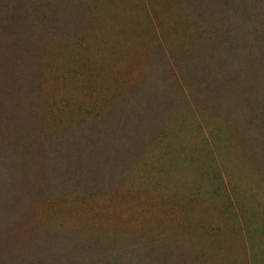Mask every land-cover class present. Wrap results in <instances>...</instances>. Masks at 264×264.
<instances>
[{
	"label": "rangeland",
	"instance_id": "374dc122",
	"mask_svg": "<svg viewBox=\"0 0 264 264\" xmlns=\"http://www.w3.org/2000/svg\"><path fill=\"white\" fill-rule=\"evenodd\" d=\"M0 264H264V0H0Z\"/></svg>",
	"mask_w": 264,
	"mask_h": 264
}]
</instances>
